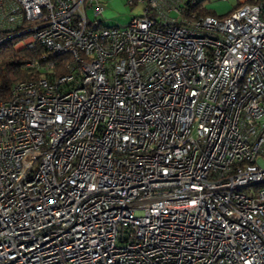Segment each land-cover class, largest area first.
I'll return each mask as SVG.
<instances>
[{
	"label": "built area",
	"instance_id": "2783aa9c",
	"mask_svg": "<svg viewBox=\"0 0 264 264\" xmlns=\"http://www.w3.org/2000/svg\"><path fill=\"white\" fill-rule=\"evenodd\" d=\"M102 1L0 0V264H264V0Z\"/></svg>",
	"mask_w": 264,
	"mask_h": 264
},
{
	"label": "trees",
	"instance_id": "16d2710c",
	"mask_svg": "<svg viewBox=\"0 0 264 264\" xmlns=\"http://www.w3.org/2000/svg\"><path fill=\"white\" fill-rule=\"evenodd\" d=\"M199 15H214L212 11L202 7L198 1L194 9ZM192 10V11H193ZM15 39L8 40L0 45V95L6 96L11 86L19 81L31 80L39 74V71L28 68L24 65L25 60L38 57L42 53V48L36 46L34 49L13 48ZM68 56H52V59H66Z\"/></svg>",
	"mask_w": 264,
	"mask_h": 264
},
{
	"label": "rangeland",
	"instance_id": "374dc122",
	"mask_svg": "<svg viewBox=\"0 0 264 264\" xmlns=\"http://www.w3.org/2000/svg\"><path fill=\"white\" fill-rule=\"evenodd\" d=\"M100 5L103 6V11L98 18L109 27H126L131 18L142 15L144 9L141 4L129 6L127 0H103ZM86 15L89 20L93 19V8L87 9Z\"/></svg>",
	"mask_w": 264,
	"mask_h": 264
},
{
	"label": "crops",
	"instance_id": "0c3cea01",
	"mask_svg": "<svg viewBox=\"0 0 264 264\" xmlns=\"http://www.w3.org/2000/svg\"><path fill=\"white\" fill-rule=\"evenodd\" d=\"M202 7L212 11L216 17H224L233 11L240 4L241 0H199ZM252 1V0H248Z\"/></svg>",
	"mask_w": 264,
	"mask_h": 264
}]
</instances>
